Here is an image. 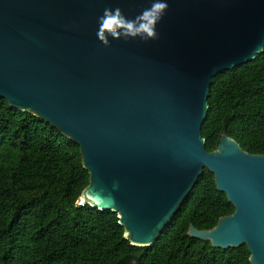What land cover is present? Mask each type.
Listing matches in <instances>:
<instances>
[{
    "label": "water",
    "instance_id": "water-1",
    "mask_svg": "<svg viewBox=\"0 0 264 264\" xmlns=\"http://www.w3.org/2000/svg\"><path fill=\"white\" fill-rule=\"evenodd\" d=\"M150 4L0 0V98L79 147L77 206L115 213L130 245L151 247L207 170L234 212L187 235L264 264V155L224 132L207 152L201 136L212 79L264 49V0H168L158 40H98L105 8Z\"/></svg>",
    "mask_w": 264,
    "mask_h": 264
},
{
    "label": "trees",
    "instance_id": "trees-1",
    "mask_svg": "<svg viewBox=\"0 0 264 264\" xmlns=\"http://www.w3.org/2000/svg\"><path fill=\"white\" fill-rule=\"evenodd\" d=\"M207 104V152L224 132L264 155V49L213 78ZM88 180L76 144L0 98V264H250L245 245L222 250L187 235L234 212L209 171L151 247L130 245L115 213L77 206Z\"/></svg>",
    "mask_w": 264,
    "mask_h": 264
},
{
    "label": "clouds",
    "instance_id": "clouds-1",
    "mask_svg": "<svg viewBox=\"0 0 264 264\" xmlns=\"http://www.w3.org/2000/svg\"><path fill=\"white\" fill-rule=\"evenodd\" d=\"M169 8L168 0H151L134 18L129 19L117 8H105L98 18V40L104 47H111V40L125 41L139 39L143 43L159 39L157 25L162 21Z\"/></svg>",
    "mask_w": 264,
    "mask_h": 264
}]
</instances>
